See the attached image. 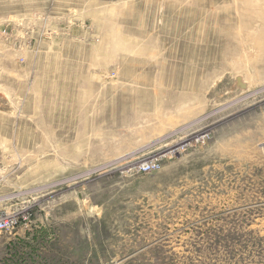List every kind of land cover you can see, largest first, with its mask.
<instances>
[{
	"label": "rangeland",
	"instance_id": "1",
	"mask_svg": "<svg viewBox=\"0 0 264 264\" xmlns=\"http://www.w3.org/2000/svg\"><path fill=\"white\" fill-rule=\"evenodd\" d=\"M0 264H264V0H0Z\"/></svg>",
	"mask_w": 264,
	"mask_h": 264
},
{
	"label": "built area",
	"instance_id": "2",
	"mask_svg": "<svg viewBox=\"0 0 264 264\" xmlns=\"http://www.w3.org/2000/svg\"><path fill=\"white\" fill-rule=\"evenodd\" d=\"M10 223H12L10 220H4V221H0V230H4L6 228L10 227Z\"/></svg>",
	"mask_w": 264,
	"mask_h": 264
}]
</instances>
